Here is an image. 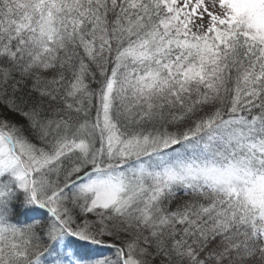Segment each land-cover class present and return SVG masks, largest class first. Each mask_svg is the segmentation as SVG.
I'll use <instances>...</instances> for the list:
<instances>
[{
	"label": "snow or ice",
	"instance_id": "1",
	"mask_svg": "<svg viewBox=\"0 0 264 264\" xmlns=\"http://www.w3.org/2000/svg\"><path fill=\"white\" fill-rule=\"evenodd\" d=\"M0 264H264V0H0Z\"/></svg>",
	"mask_w": 264,
	"mask_h": 264
}]
</instances>
